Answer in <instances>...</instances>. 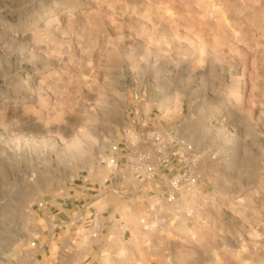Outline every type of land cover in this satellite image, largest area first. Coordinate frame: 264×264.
<instances>
[{
    "label": "rangeland",
    "instance_id": "obj_1",
    "mask_svg": "<svg viewBox=\"0 0 264 264\" xmlns=\"http://www.w3.org/2000/svg\"><path fill=\"white\" fill-rule=\"evenodd\" d=\"M110 171L169 188L190 264H264V0H0V264Z\"/></svg>",
    "mask_w": 264,
    "mask_h": 264
},
{
    "label": "crops",
    "instance_id": "obj_2",
    "mask_svg": "<svg viewBox=\"0 0 264 264\" xmlns=\"http://www.w3.org/2000/svg\"><path fill=\"white\" fill-rule=\"evenodd\" d=\"M133 174L145 177L141 168ZM125 180L110 171L99 186L94 181L45 200L44 226L27 264L35 257L37 264H190L186 252L197 248L180 229L189 214L167 201L169 188L151 186L153 176L136 189L142 205L130 208Z\"/></svg>",
    "mask_w": 264,
    "mask_h": 264
},
{
    "label": "clouds",
    "instance_id": "obj_3",
    "mask_svg": "<svg viewBox=\"0 0 264 264\" xmlns=\"http://www.w3.org/2000/svg\"><path fill=\"white\" fill-rule=\"evenodd\" d=\"M155 7H157L158 9H160L162 12H166L171 6L168 5V4H158V5H155ZM180 107H181V101H180V98L177 97L176 100H175V106H174V111L178 114L179 111H180ZM89 122V120H85V125ZM85 129L84 127L82 126L79 131L83 132ZM10 143L14 146V151L18 152L20 150L19 148V141L17 139H13L10 141Z\"/></svg>",
    "mask_w": 264,
    "mask_h": 264
},
{
    "label": "built area",
    "instance_id": "obj_4",
    "mask_svg": "<svg viewBox=\"0 0 264 264\" xmlns=\"http://www.w3.org/2000/svg\"><path fill=\"white\" fill-rule=\"evenodd\" d=\"M113 150H114V152H117L118 150H119V148L117 147V146H115L114 148H113ZM110 162L111 163H113L114 164V159H112V160H110ZM117 164V163H116ZM115 164V165H116ZM152 168L151 167H148V169H147V171L148 172H152ZM172 188L175 190V191H178L179 190V184L177 183V182H174V183H172ZM170 199L171 200H175V195H172L171 197H170Z\"/></svg>",
    "mask_w": 264,
    "mask_h": 264
}]
</instances>
